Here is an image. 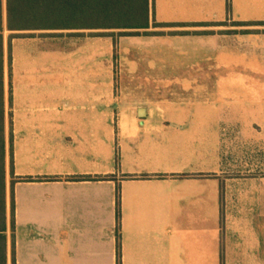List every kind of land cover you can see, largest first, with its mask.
Wrapping results in <instances>:
<instances>
[{"label": "crops", "instance_id": "1", "mask_svg": "<svg viewBox=\"0 0 264 264\" xmlns=\"http://www.w3.org/2000/svg\"><path fill=\"white\" fill-rule=\"evenodd\" d=\"M1 9L15 264H116L117 185L121 264H264V25L236 24L264 0H148L138 31L161 35L86 9L8 30ZM114 63L160 100L117 104Z\"/></svg>", "mask_w": 264, "mask_h": 264}, {"label": "trees", "instance_id": "2", "mask_svg": "<svg viewBox=\"0 0 264 264\" xmlns=\"http://www.w3.org/2000/svg\"><path fill=\"white\" fill-rule=\"evenodd\" d=\"M88 10V20L104 24L106 28L135 29L137 31H122L119 35H161V31H138L148 28V0H6V27L8 30L23 29L29 26H48L53 21L58 28L71 25L76 12ZM239 25H264V22H239ZM166 26L162 23H153V27ZM203 33H208L205 31ZM11 55L8 48L7 65L10 75ZM5 56L3 44V16L0 0V264H6L8 252L11 264H15L14 238H15V203L13 185L10 181V214L7 217L6 200V168L9 154V168L13 176L12 165V135L10 87H6ZM111 176H105L108 178ZM89 179V176L80 177ZM116 264H121V233H120V189L116 186Z\"/></svg>", "mask_w": 264, "mask_h": 264}, {"label": "rangeland", "instance_id": "3", "mask_svg": "<svg viewBox=\"0 0 264 264\" xmlns=\"http://www.w3.org/2000/svg\"><path fill=\"white\" fill-rule=\"evenodd\" d=\"M112 66L114 77L116 80V90L114 98L117 104L123 102H133L135 106L143 107V105L145 104V100H160L161 90L160 88H155V84L161 85L162 81H152L151 79H144L143 77L146 76L140 74L137 75L136 78L132 81V83L135 84L134 87L130 88L128 65L114 63ZM16 73H18V70H16ZM169 83L172 85V88L175 89V87H177L178 81H169ZM200 83V86H207L209 81H200ZM148 84H153L154 86L149 87ZM121 87H123L124 92H122V89H120ZM166 92L167 91L164 89V93ZM166 98L167 97H164V99Z\"/></svg>", "mask_w": 264, "mask_h": 264}, {"label": "water", "instance_id": "4", "mask_svg": "<svg viewBox=\"0 0 264 264\" xmlns=\"http://www.w3.org/2000/svg\"><path fill=\"white\" fill-rule=\"evenodd\" d=\"M139 113L140 114L144 113V108L139 109Z\"/></svg>", "mask_w": 264, "mask_h": 264}]
</instances>
